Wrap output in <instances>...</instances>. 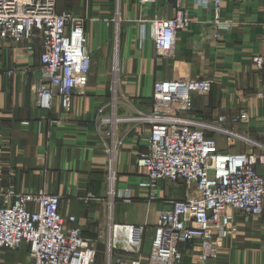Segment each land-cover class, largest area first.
<instances>
[{
    "label": "crops",
    "instance_id": "obj_1",
    "mask_svg": "<svg viewBox=\"0 0 264 264\" xmlns=\"http://www.w3.org/2000/svg\"><path fill=\"white\" fill-rule=\"evenodd\" d=\"M128 1L138 5L136 0H114L110 11L106 3L89 7L86 2L85 8L70 11L82 19L91 67L86 87L74 91L67 107L58 97L49 110L37 106L38 42L33 51L26 49V42L0 49V197L10 191L56 195L61 215L74 217L85 238L94 244L106 241L110 224L114 241L123 247L129 245L130 234L120 226H143L152 238L158 214L182 201L185 188L161 183L157 199L146 201L137 187L142 179L137 158L147 145V132L135 129L125 135L116 157L117 196H107V158L94 119L111 97L115 51L120 87L133 107L150 109L156 82L208 80L211 90L194 95L190 116L214 121L245 115L246 120L229 127L264 144V0H222L218 17L227 28L219 31L213 25L212 0H182L190 23L177 31L172 59L156 57L147 21L171 18L175 4L156 0L138 8ZM115 97L118 115L124 102L119 85ZM120 192H128L130 201L119 198ZM88 194L93 199L85 201ZM236 221V233L220 241L216 259L199 262V247L193 242L180 246V264H264L262 219L244 222L237 216ZM16 262L14 254L0 259V264Z\"/></svg>",
    "mask_w": 264,
    "mask_h": 264
},
{
    "label": "built area",
    "instance_id": "obj_2",
    "mask_svg": "<svg viewBox=\"0 0 264 264\" xmlns=\"http://www.w3.org/2000/svg\"><path fill=\"white\" fill-rule=\"evenodd\" d=\"M155 1L136 0L142 7ZM168 1L175 4L171 18L147 21L148 36L159 59L173 58L176 33L190 23L180 7L182 0ZM57 2L0 0V49L6 44L18 46L26 42L29 43L26 49L33 51L34 43L38 42L36 103L46 110L55 97L67 107L74 91L86 87L91 67L82 19L72 12H58ZM212 3L215 31L224 30L227 27L218 17L222 0ZM203 4L207 6L206 1ZM142 31L146 32L144 24ZM111 72L114 79L110 100L96 111L94 119L107 158V196H117L116 157L125 135L135 129L147 132V145L137 158L142 176L137 187L146 194V201L157 199L161 183L183 184L185 196L158 214L147 255L143 254V226H120L130 234L129 245L123 247L114 241L109 224L105 264H180V246L193 242L199 247V262L216 259L220 241L237 231V216L244 222L262 219L264 249V144L229 128L230 124L242 122L245 115L219 116L214 121L196 119L190 116L193 97L208 95L211 82L169 79L154 84L148 111L120 116L115 97L118 85L124 101L119 108L127 98L120 87L116 51ZM216 135L240 141L250 149L223 152ZM118 197L128 202L131 198L128 192H120ZM92 199L88 194L85 201ZM108 218L110 221V215ZM74 223V217L61 215L59 197L45 191L36 194L10 191L0 197V249H25L31 264H92L95 244Z\"/></svg>",
    "mask_w": 264,
    "mask_h": 264
},
{
    "label": "rangeland",
    "instance_id": "obj_3",
    "mask_svg": "<svg viewBox=\"0 0 264 264\" xmlns=\"http://www.w3.org/2000/svg\"><path fill=\"white\" fill-rule=\"evenodd\" d=\"M86 2L89 7H92V6L94 7L96 5L102 6L103 3H106L110 7L109 8L110 11L114 10V0H107L106 2L101 1V0H58L57 11L58 12H64V11L70 12L71 10L82 9V8H85ZM128 2L131 3L130 1ZM131 4H134V3H131ZM134 5H137V4H134ZM137 6L138 8H141L139 7V4ZM124 96L127 98V101L120 108V112H119L120 116H125V115L136 116L138 115V112L148 111V109L133 107L132 106L133 100L130 97H128L126 94H124ZM233 117H238V116H233ZM244 119L246 120V117ZM239 123H242V122H238L237 124ZM215 138H216V141L218 143V147L220 148V150L224 149L223 152L234 153V152H237L241 148V146L244 147V150L246 149L245 151L250 149L248 145L244 143H240V141H237V140L229 141L227 138L221 135H216ZM229 145H233V146L231 147ZM244 150L241 149L239 150V152H242ZM144 232L145 233L147 232V233L145 234L146 236H144L143 238L144 240L143 254H148L149 249H150V242H151L150 239H152L151 234H150L151 231L149 229L148 231H144ZM94 247H95V258L92 264H105L106 262V259H105L106 242L99 239L97 242H95ZM11 254L15 255L17 264H31V261L28 258L25 249L18 250V251H9V250L0 249V259L5 258V256H9Z\"/></svg>",
    "mask_w": 264,
    "mask_h": 264
}]
</instances>
